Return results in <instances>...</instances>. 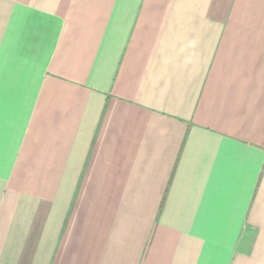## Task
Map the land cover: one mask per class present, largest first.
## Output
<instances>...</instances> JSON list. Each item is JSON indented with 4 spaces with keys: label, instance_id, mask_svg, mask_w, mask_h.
<instances>
[{
    "label": "crops",
    "instance_id": "obj_1",
    "mask_svg": "<svg viewBox=\"0 0 264 264\" xmlns=\"http://www.w3.org/2000/svg\"><path fill=\"white\" fill-rule=\"evenodd\" d=\"M0 264H264V0H0Z\"/></svg>",
    "mask_w": 264,
    "mask_h": 264
}]
</instances>
